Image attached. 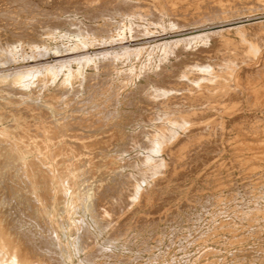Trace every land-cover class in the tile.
<instances>
[{
    "label": "rangeland",
    "instance_id": "1",
    "mask_svg": "<svg viewBox=\"0 0 264 264\" xmlns=\"http://www.w3.org/2000/svg\"><path fill=\"white\" fill-rule=\"evenodd\" d=\"M22 21L27 36L16 43V56L27 65L2 72L31 71L24 78L28 86H19L21 99L34 100L38 107L49 101L44 119L70 112L92 114L119 136L104 150L109 157L105 167L114 168L116 175L109 188L120 191L112 196L115 208H106L111 214L75 195L70 177L26 186L19 172L11 175L14 183L21 182L17 187L24 192V213L35 217L22 234L45 263L264 264V164L258 162L246 174L231 151L239 120L264 125V113L248 110L245 93L190 106L189 112L195 111L194 118L204 125L201 133L217 146L200 151L205 161L179 160L165 145L154 149L161 137L182 131L179 104L168 101L173 92L165 95L164 87L198 74L185 70L190 56L183 43L199 30L177 33V25L154 12L144 20L94 22L71 14L61 20ZM105 21L109 25L103 31ZM140 34L151 39L136 40ZM90 44L100 49L89 50ZM200 87L209 91L206 84ZM234 101L237 111H227ZM17 108L16 101L2 105L8 119L20 113ZM1 137L12 139L13 132ZM176 138L164 143L171 145ZM41 140L30 145L33 154L50 162L45 151L55 149L57 141L48 135ZM141 197L146 200L141 202Z\"/></svg>",
    "mask_w": 264,
    "mask_h": 264
},
{
    "label": "bare ground",
    "instance_id": "2",
    "mask_svg": "<svg viewBox=\"0 0 264 264\" xmlns=\"http://www.w3.org/2000/svg\"><path fill=\"white\" fill-rule=\"evenodd\" d=\"M152 12L168 17L172 25H177V33L200 32L185 38L183 43L190 56L185 70L199 71L198 74L164 87L165 95L173 92L168 101L179 104L181 112L177 124L182 131L161 137L154 149L165 145L164 149L179 160L205 161L200 151L208 145L209 151H215L217 146L213 147V142H208L201 133L204 125L194 118L196 112H189V108L211 97L231 96L242 91L247 97L248 110L264 113V20H256L264 16V0H0V264H46L29 236L22 234L35 217L24 213L20 205L24 192L17 187L21 182L14 183L11 175L19 172L26 186L53 178L58 183L62 177H70L75 195L84 196L88 205L106 211L115 208L112 198L120 192L118 187L109 188L110 180H116V175L114 168L105 167L109 157L104 155V150L119 139L109 131V124L95 119L92 114L84 116L73 112L63 113L55 120L44 119L46 110L51 109L49 101L38 107L34 100L21 99L24 91L19 86H28L29 80L24 78L31 71L2 73L27 65L16 56V43L25 41L27 36L22 20H61L71 14H80L84 20L94 22L115 17L144 20ZM106 22L102 24L103 31L109 25ZM250 30L255 33L254 37H250ZM148 35L140 34L135 39L150 40ZM199 39L201 42L197 44ZM90 45L89 50L100 49ZM199 84L208 85L209 91L199 88ZM12 101L18 103L20 113L8 119L11 107L7 115L2 105ZM236 104L230 102L226 110L236 112ZM34 117L41 119L37 122ZM256 121L239 120L234 125L238 139L231 150L232 156L246 174L258 162L264 164V125ZM213 128L212 122L209 135ZM8 130L13 132V138H2ZM45 135L58 144L55 149L45 151L50 162H42L43 158L33 154L30 146L43 143L41 138ZM174 136L177 138L173 144L164 143ZM245 151L249 155L244 156ZM117 179L122 181L124 176ZM58 200L61 202L60 198ZM140 200L146 199L141 197Z\"/></svg>",
    "mask_w": 264,
    "mask_h": 264
}]
</instances>
